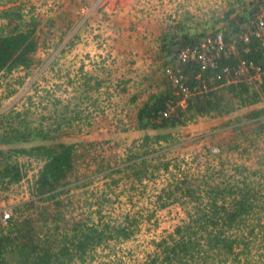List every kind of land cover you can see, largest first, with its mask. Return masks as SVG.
I'll return each mask as SVG.
<instances>
[{"label": "rangeland", "instance_id": "rangeland-1", "mask_svg": "<svg viewBox=\"0 0 264 264\" xmlns=\"http://www.w3.org/2000/svg\"><path fill=\"white\" fill-rule=\"evenodd\" d=\"M231 1L234 0H133L134 5L127 8L144 15L141 20L149 24L144 37L152 41L153 34L170 29L179 19H189L188 23L197 21L199 26L206 25L205 20H219L216 27L223 26L224 15L232 8ZM115 3L119 0H0V9L21 5L18 8L26 19L33 16L40 42L34 54L35 62L29 69L0 76V116L11 109L22 110L30 126L48 128L49 121L58 122L57 113L69 118L71 113L63 112L64 109L75 108L81 113V119H74L59 130V140L76 148V159L66 184L55 190L62 191L57 196L62 202L58 211L54 210V199L38 200L36 180L42 162L20 156L13 159L22 163L26 175L7 189L0 187V214L3 209L12 211L14 205L31 201L29 210L23 215L18 213L19 216L30 218L37 225L46 221L52 229L59 226V231L70 235L82 222L94 223L100 228L105 223L121 225L127 218L137 219L132 238L108 240L90 248L84 262L75 257L71 264H144L158 251L156 241L163 239L171 244L173 236H178L176 228L188 224L190 214H195L193 203L184 194L181 196L180 191L171 198L174 202L160 206L165 188L170 189L172 185L186 181L188 185L196 179V187H204L207 180L220 187L232 183L240 186L244 183L241 180L247 179L246 182L258 190L255 195L261 193L258 202L264 201V117L257 123L255 119H244L249 108L219 118L199 119L200 123L192 125L194 129L189 132L173 135L167 141L151 142L153 150L146 156L148 171L142 181L134 177L131 169L125 170L128 150L141 144L147 131L139 129L138 123L133 124L135 119L128 109L130 95L116 94L114 86L121 80L120 85L127 84L131 77L136 81L144 79L147 85L151 82L147 77H151L152 72L153 75L156 72L153 84H158L161 62L158 56L152 59L148 55L158 53L156 41L153 46L131 41V28L125 16L122 22L126 27L114 28V10L119 8ZM84 20L89 23L80 26ZM140 22L141 28L148 26ZM9 26L6 19L0 18V36L9 31ZM134 44L135 51L143 54L141 57L134 56ZM97 62L102 67L98 71L95 70ZM81 67L88 76L101 71L104 86L101 84L97 93L84 90L87 76L83 77ZM21 78L23 82L18 84ZM89 83L94 84V80ZM14 88L15 92L5 97ZM6 124L7 121L0 119L2 128ZM19 145L0 144V149ZM214 149L219 150L213 153ZM237 196L233 194L228 199ZM43 204L48 205L49 213L40 216ZM250 219H260L264 224V211ZM243 231L252 237L245 241L249 242L253 257L250 260L245 257L239 264H264V258L259 259L264 252V227L258 236ZM236 234L244 233L235 228L224 230V236L229 238ZM1 257L2 263L12 264L16 262L17 253L8 246ZM226 259V264H236L232 254ZM190 261V264H203ZM208 264L218 262L213 260Z\"/></svg>", "mask_w": 264, "mask_h": 264}, {"label": "trees", "instance_id": "trees-1", "mask_svg": "<svg viewBox=\"0 0 264 264\" xmlns=\"http://www.w3.org/2000/svg\"><path fill=\"white\" fill-rule=\"evenodd\" d=\"M10 1L17 2V0ZM231 2L232 8L225 13L224 25L221 27H216L219 20L214 22L205 20L206 25L199 26L197 21L188 23L189 19L184 18L179 19L170 29L163 30L160 34L158 58L161 62V72L157 76L159 81L154 88L156 91L149 94L137 117L139 129H154L157 133L145 135L141 144L132 146L125 159L126 169L123 167L125 170L131 169V173L138 181H142L147 176L149 162L146 156L153 150L150 147L151 142L170 140L173 138L172 129L195 123L204 117L226 116L242 108H249V113L244 115V119H255L257 123L264 117V103H262L264 77L256 85H250L244 80L227 83L225 79L217 78L224 68L228 67L234 72L243 61L247 64L252 62L264 69L262 41L254 34L250 35L247 42L241 36L248 29L253 28L263 1ZM18 7L0 9L1 20L6 19L10 23L9 31L0 36V76L4 77L19 69H29L35 62L34 54L40 47L37 24H34L33 16L30 17L31 19H26ZM219 32L223 34L225 41L236 44V54L229 57L221 55L214 68L202 69L196 60L176 64L175 57L181 49L200 45L208 37H213ZM169 65L173 66V70L190 89L203 83L207 90L192 95L185 107L178 106L175 114L167 116L164 111L168 108V103L175 102L177 98L172 81L164 71ZM90 80L91 77L86 78V83L89 84ZM22 82L21 78L18 84ZM101 84V81H96V86L94 84L90 86L92 88L95 86L94 89L98 91ZM15 90L14 88L8 92L5 97L10 96ZM1 106L2 97H0ZM63 112H70L69 118L66 119L64 113H57L58 122L49 121L48 128L40 125L30 126L23 117L22 110L11 109L9 113L0 116L4 122L7 121L5 128L0 125V144H21L0 149V187L7 189L12 184L20 182L26 175L22 163L18 161L20 156L40 160L42 167L36 180L37 192L40 195L38 200L54 199L56 211L62 204L57 199L62 191L55 192V190L66 184L74 171L76 159V148L71 143L59 140L61 138L59 130L74 119H81L80 111L75 108L64 109ZM27 142L31 144L26 145ZM14 157L18 159L14 160ZM123 168L115 171H122ZM236 169L239 170L238 167ZM213 178L212 176L211 179ZM241 181L244 183L240 186L232 183L230 186L220 187L207 180L203 184L204 187H196L195 179L188 185L186 181L184 184L172 185L170 189L165 188L166 197L162 198L161 207L174 202L175 199L171 198L177 196L176 193L180 191L181 196L184 194L193 203L195 214H190L188 224L176 228L178 236H173L171 244L163 239L156 241L158 251L144 264H190V260L200 261L203 264L215 260L218 264H226V257L231 254L236 259V264L245 257L252 259L249 242L245 241L246 238L250 240L252 237L247 236L243 229L250 234L259 235L264 224L260 219L250 218H253L255 213L264 211V201L258 202L261 193L255 195L254 192L258 190L255 191L254 187L246 182L247 179ZM233 194L238 196L228 199ZM31 203L24 201L14 205L12 215L6 223L3 222L0 214V264H10L5 261L2 263L1 257L8 246L17 253L16 262L12 264H71L75 257L79 258L80 262H84L86 260L84 256L90 248H95L111 239L128 240L132 238L135 227L138 226L136 218H127L121 225L105 223L100 228L94 223L82 222L70 235L68 232L59 231V226L52 229L46 221L37 225L32 219L19 216L18 213L23 215L29 210ZM41 208L43 211H40V216L49 213L48 205L43 204ZM219 227L221 229H218ZM225 228L226 232L230 228H235L245 235L236 234L234 238H229L224 236ZM261 258H264V252L260 254L259 259Z\"/></svg>", "mask_w": 264, "mask_h": 264}, {"label": "built area", "instance_id": "built-area-1", "mask_svg": "<svg viewBox=\"0 0 264 264\" xmlns=\"http://www.w3.org/2000/svg\"><path fill=\"white\" fill-rule=\"evenodd\" d=\"M261 3V10L257 16L253 28L248 29L241 36L247 42L250 39V35L254 34L264 44V0ZM237 53V47L235 43H228L225 41L221 32L217 33L213 37H208L200 45L187 46L181 49L176 57V64L185 63L191 60H196L200 63L202 69L214 68L217 66V61L224 55L229 57L230 55ZM172 65L165 68V74L168 75L174 86V93L177 95L176 101H170L168 108L164 111L165 115L169 116L176 113L178 106L185 107L187 100L196 93H203L207 90V87L202 83L199 86L190 89L186 86L181 77L173 70ZM199 77V76H198ZM264 77V69L261 66H257L254 63L247 64L243 61L240 66L233 72L228 67L222 70V73L218 75V79H225L227 83L233 81L244 80L250 85H256L262 81ZM204 81V80H203ZM164 112L162 114H164ZM219 149H214L213 153ZM11 210H2L1 218L4 223L11 217Z\"/></svg>", "mask_w": 264, "mask_h": 264}, {"label": "crops", "instance_id": "crops-1", "mask_svg": "<svg viewBox=\"0 0 264 264\" xmlns=\"http://www.w3.org/2000/svg\"><path fill=\"white\" fill-rule=\"evenodd\" d=\"M115 4L118 5L119 8L114 10V17L116 18L114 28H117L118 26L119 27H126L125 24L122 22V20H123L122 17L125 16V19L128 21L127 26H128V28H131L130 32L132 34L130 35V38H131L132 42H135V43L141 42V44L149 43L150 45L153 46V44H155V41H156L157 42L156 45L157 46L159 45L160 34L159 35H156V33H155V35L153 34L152 41H150L149 39L144 37V35L146 34L145 30H148L147 28H149L148 22L146 20H144V19L141 20L144 15L141 12L138 13L137 12L138 10H133L131 8H127L128 6L134 5L133 0H125V1L124 0H119V3H115ZM140 21L145 22L146 24H148V26H144V28H141L139 26L140 23H141ZM88 23H89L88 20H84L83 24H80V26H86ZM162 25H167V24L163 23ZM139 32H140V34H139ZM149 38H150V36H149ZM138 39H141L143 41L138 40ZM97 45H100V44L97 42ZM135 46L136 45L134 44V50H133L134 56H136V55H138V56L141 55L142 56L143 55L142 53H139V52L135 51ZM146 46L147 45H145L144 47H146ZM156 52H158V49L156 50ZM148 55H150L151 58L153 59V57L156 58V56H158V53L150 52ZM96 65H97V67H96L95 70L98 71L99 69H102V67H101L99 62H97ZM83 70H85V69L83 67H81L80 68V72L82 71V73H83L84 72ZM100 73H101V71H99L97 74L88 76L87 74H89V73L85 71L83 77H86V76H87V78L91 77V80H94V85L96 86V81H101V83H102V79H100L101 78L100 77ZM153 73L154 72H152L151 77H147V79L149 81H151L147 85H146V81L144 79H138L136 81V80H134L133 77H131V79L127 80V82H128L127 84H124L123 86L120 85L122 83V80H121V81L118 82L119 85L117 84V85L114 86L116 94L123 92V94L127 93V94L130 95V100H129V103H128V109L130 110L132 117L135 119V121H133V124H137L138 123L137 117H138L139 109L142 107L143 103L147 100V98L149 97V94L151 92L156 91V89H153L156 86L155 84H153V80H152ZM85 83H86V81H85ZM124 83H126V81H124ZM90 85H93V83H89V84L86 83L84 90L86 92L94 91V92L97 93L98 92L97 89H94L95 86H93V88H92ZM119 86H122L121 88H123V87L124 88L121 90V89L118 88ZM214 118H205L204 117V118H201V119H214ZM198 121L195 122V123L188 124V125L178 126V127L174 128V129H172L171 132H172V134L174 136L177 135V134L179 135V134H183L185 132H189L191 129H194V127H193L194 125H197L198 123H200ZM143 130H145V129H143ZM146 131L147 132L145 133V135L146 134L154 135L155 133H157V131L154 130V129H146Z\"/></svg>", "mask_w": 264, "mask_h": 264}]
</instances>
